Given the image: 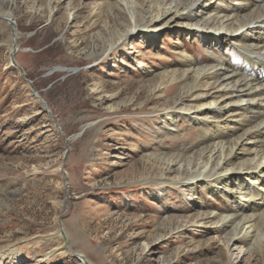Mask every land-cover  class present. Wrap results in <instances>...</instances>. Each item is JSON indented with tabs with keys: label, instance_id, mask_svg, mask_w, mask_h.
<instances>
[{
	"label": "rangeland",
	"instance_id": "374dc122",
	"mask_svg": "<svg viewBox=\"0 0 264 264\" xmlns=\"http://www.w3.org/2000/svg\"><path fill=\"white\" fill-rule=\"evenodd\" d=\"M0 5L16 22L17 62L67 137L11 64L12 24L0 15V264H264V238L236 240L207 216L225 214L231 194L176 172L166 182L154 161L190 154L201 139L185 114L162 129L161 109L184 94L173 83L185 56L200 65L233 59L239 48L224 31L217 41L166 18L93 58L91 37L119 14L106 0ZM226 121L218 131L230 135ZM166 216L192 219L174 229Z\"/></svg>",
	"mask_w": 264,
	"mask_h": 264
},
{
	"label": "bare ground",
	"instance_id": "6f19581e",
	"mask_svg": "<svg viewBox=\"0 0 264 264\" xmlns=\"http://www.w3.org/2000/svg\"><path fill=\"white\" fill-rule=\"evenodd\" d=\"M211 1L215 4L211 5ZM106 2L119 14L103 20V29L91 37V53L87 56L113 53L116 46H126V41L142 29L152 32L161 28L160 21L166 18V22L173 19L181 22L190 33L197 32V28L205 29L203 37L213 36L217 41L224 31L239 48L234 60L215 58L206 65L185 56V66L173 83L174 88L180 83L185 91L163 105L162 129L174 128L175 118L185 114L198 125L202 137L191 147L190 154L183 152L180 158L159 156L154 161L166 166L158 173L166 182L167 175L176 172L181 182L205 181L206 185L214 184V188L220 187L221 192L231 194L236 201L225 214L208 211L207 216L226 234L255 245L258 239L264 238V0ZM205 11L211 15L206 16ZM12 14V10L7 11L0 5V15L12 17ZM209 98L215 106H211ZM114 108L110 107L111 111ZM221 120H227L226 125L231 123L230 135L218 131ZM238 204H243L244 209L238 208ZM166 219H169L167 224L178 229L192 218L182 220L183 223H174L168 216ZM78 238L77 230L67 235L68 247ZM62 245H67L64 240Z\"/></svg>",
	"mask_w": 264,
	"mask_h": 264
},
{
	"label": "water",
	"instance_id": "95a60500",
	"mask_svg": "<svg viewBox=\"0 0 264 264\" xmlns=\"http://www.w3.org/2000/svg\"><path fill=\"white\" fill-rule=\"evenodd\" d=\"M2 16V15H1ZM3 18L7 19L11 24H12V34H13V38H14V43L11 46V51H10V59H11V64L18 67V69L20 70L22 76L29 81L30 85H31V89L32 92L34 94L35 97H37V99L42 103L44 111L50 116V118L52 119V121L54 122L56 128L58 129V132L60 133V135L62 136L63 140L65 142H67V137L63 134L62 132V128L58 122V120L54 117V113L53 111L49 108L47 101L42 98V96L39 94L38 90L36 89L35 85L33 84L32 80H30L29 78H27L25 76V71L22 68V66L19 65V63L16 60V52L18 51V33L16 32V22L8 16H2ZM57 68L59 67H54V69L52 71L57 70ZM70 147H68L67 152L69 151ZM64 176H66V172L64 171ZM64 183L67 185V181L64 180ZM81 255V254H79Z\"/></svg>",
	"mask_w": 264,
	"mask_h": 264
}]
</instances>
